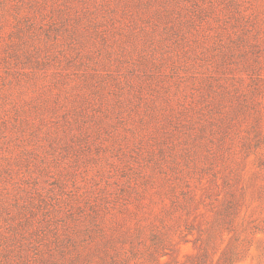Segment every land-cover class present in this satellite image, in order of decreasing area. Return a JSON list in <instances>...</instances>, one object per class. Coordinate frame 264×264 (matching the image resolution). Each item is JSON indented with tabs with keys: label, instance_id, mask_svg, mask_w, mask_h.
<instances>
[{
	"label": "rangeland",
	"instance_id": "obj_1",
	"mask_svg": "<svg viewBox=\"0 0 264 264\" xmlns=\"http://www.w3.org/2000/svg\"><path fill=\"white\" fill-rule=\"evenodd\" d=\"M0 264H264V0H0Z\"/></svg>",
	"mask_w": 264,
	"mask_h": 264
}]
</instances>
